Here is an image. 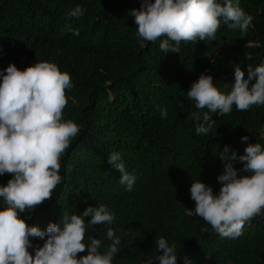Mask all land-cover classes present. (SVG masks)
Listing matches in <instances>:
<instances>
[{
	"label": "trees",
	"instance_id": "trees-1",
	"mask_svg": "<svg viewBox=\"0 0 264 264\" xmlns=\"http://www.w3.org/2000/svg\"><path fill=\"white\" fill-rule=\"evenodd\" d=\"M140 3L0 0V69L14 63L23 70L45 60L69 72L73 87L65 90L62 118L80 128L60 157L62 180L52 197L22 215L27 224L44 229L63 212L79 214L89 205L106 204L115 214L113 223L88 226L85 218V240L89 235L101 239L103 251L110 243L106 230L113 228L121 238L113 264H145L157 255L155 241L161 236L175 243L177 264H184V255L193 264H264V215L251 218L242 234L231 239L186 212L195 203L190 199L192 180L219 190L216 177L223 170L219 155L225 145L238 155L248 143L264 145V105L243 111L233 106L223 116L209 113V133L196 134L201 121L191 114L207 109L198 110L186 98L201 73L210 74L227 93L235 65L246 78V66L264 60V0H240V7L253 17L246 34L221 20L214 40L181 41L179 53L166 54L159 40L144 41L142 47L135 35L137 26L129 12ZM78 4L84 14L68 17ZM69 29H78L79 35ZM161 107L167 109L165 119ZM245 135L248 141L241 142ZM116 151L136 176L132 191L118 183L120 173L108 163V154ZM10 178L5 173L0 184ZM42 243L33 239L34 245ZM86 254L87 248L77 258Z\"/></svg>",
	"mask_w": 264,
	"mask_h": 264
},
{
	"label": "clouds",
	"instance_id": "clouds-1",
	"mask_svg": "<svg viewBox=\"0 0 264 264\" xmlns=\"http://www.w3.org/2000/svg\"><path fill=\"white\" fill-rule=\"evenodd\" d=\"M84 11L78 4L67 16L79 18ZM129 15L134 18L141 46L144 41L159 40V49L165 54L179 53L181 41L214 40L221 20L242 35L253 26V17L240 7V0H141L139 9H131ZM69 30L79 35L78 29ZM246 70L245 78V72L235 65L234 83L227 93L218 89L210 74L201 73L191 83L186 98L198 110L207 109L191 114L201 121L195 126L196 134L209 133V113L223 116L233 106L243 111L264 105V60L255 67L247 65ZM72 87L69 72L51 61H37L23 70L14 63L0 69V176L11 174L6 184H0V264H113L120 250L121 238L111 227L106 230L110 243L103 251L101 239L89 235L85 240V218H89L88 226L113 223L115 214L104 203L89 205L79 214L63 212L44 229L27 224L22 215L51 198L62 180L60 157L80 131L73 120L62 118L65 90ZM167 114L161 107V119ZM220 153L219 190L214 192L200 179L192 180L190 199L195 203L186 212L202 218L219 236L235 239L246 222L264 215V145L248 143L240 155L225 145ZM107 160L120 173L118 183L132 191L136 176L126 170L121 154L111 152ZM237 161L242 163L239 169L234 167ZM37 238L42 246L33 244ZM155 246L157 255L145 264H177L180 257L175 243L161 236ZM85 248L87 254L77 258ZM182 259L184 264H193L187 255Z\"/></svg>",
	"mask_w": 264,
	"mask_h": 264
}]
</instances>
